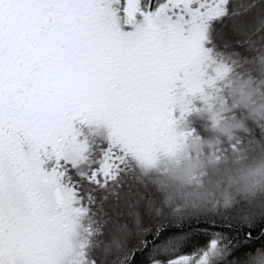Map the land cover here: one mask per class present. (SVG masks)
Returning a JSON list of instances; mask_svg holds the SVG:
<instances>
[{
  "label": "snow or ice",
  "instance_id": "obj_1",
  "mask_svg": "<svg viewBox=\"0 0 264 264\" xmlns=\"http://www.w3.org/2000/svg\"><path fill=\"white\" fill-rule=\"evenodd\" d=\"M262 46L264 0H0V264H104L124 177L212 107L226 50L264 63ZM180 226L117 244L111 264H237L256 249L234 251L212 221L203 247L172 255L186 234L155 241Z\"/></svg>",
  "mask_w": 264,
  "mask_h": 264
},
{
  "label": "rangeland",
  "instance_id": "obj_2",
  "mask_svg": "<svg viewBox=\"0 0 264 264\" xmlns=\"http://www.w3.org/2000/svg\"><path fill=\"white\" fill-rule=\"evenodd\" d=\"M227 55L225 52V58ZM238 77L230 81L225 77L217 85V98L211 102L213 111L198 105L199 111L194 110L178 126L184 134L178 147L160 152L151 166L137 165L124 177L119 199L110 198L105 206L111 213L106 217L109 221L106 231L110 233L107 242L115 238V243L110 250L101 247L94 251L102 262L105 260L104 264L110 255L116 254L117 244L123 247L140 234L137 228L146 217L166 216L178 221L196 215L205 203L220 204L228 196L251 195L260 187L264 179L261 177L264 158L260 154L264 150V145L260 147L264 136L259 134L264 135V125L253 119H264V107L247 105L248 98L257 91L244 92L233 87L238 86ZM234 106L245 109L240 121L237 112L230 116L235 119L226 115L227 108ZM248 121L254 123V129L245 127L244 122ZM189 122L202 125L198 129L189 128ZM129 205L139 210L138 218L128 214ZM258 259L253 264H264V258Z\"/></svg>",
  "mask_w": 264,
  "mask_h": 264
},
{
  "label": "trees",
  "instance_id": "obj_3",
  "mask_svg": "<svg viewBox=\"0 0 264 264\" xmlns=\"http://www.w3.org/2000/svg\"><path fill=\"white\" fill-rule=\"evenodd\" d=\"M231 38L236 39L235 37ZM231 51V49L226 50L228 58H225V61L227 60L229 67L232 68V71L226 75V80L230 81V78L235 79V77L239 76L240 78L238 77L239 79H237L238 86L235 85L233 87L241 88L244 92L253 90L257 91L250 96L251 98H248L247 105L253 104L255 107L261 104L264 107V63H261V57L257 53H249L246 54L247 56L239 57V62L233 66L231 61L236 58L230 56ZM230 105H232V101ZM208 109L213 111L214 107L212 106ZM234 112L238 113L239 118L237 117V120L240 121V114L242 112L244 113L245 109L236 106L233 108L228 107L226 112L227 117L235 119L236 117H230ZM253 120L262 126L264 125L263 118L262 120ZM244 124L248 129H254V123L252 121L244 122ZM201 125V123L195 122L193 127L194 129H198ZM259 135V137L264 136L262 134ZM260 145V147H262L264 143ZM256 151L258 150H254V152ZM260 154L264 158V150H261ZM261 177L264 178L263 170ZM256 189L259 190H255V194L247 196H228L226 202H224L223 199L225 206L222 205V202L220 204L215 202L205 203V206L201 208L196 215L185 219H178V221H176L175 218H166V216L159 219L152 216H149V218L146 217L147 219L145 218L141 222L143 223L140 225L141 227L137 228L140 234L134 235L130 242L134 243L136 240L140 239L146 229H151L146 237L147 239H151L158 223H180L181 226L179 228H165L164 232L161 233L160 238L155 242L159 243L160 240H164L168 235L186 234L188 236L186 242L180 244L174 241L169 246V251L172 255L177 256L191 254L207 243L208 235L206 233L213 230L212 221H215V230L225 232L228 235L229 240L236 245L234 251L238 252L240 249L256 248L250 254H245L237 261V264H253L255 259L264 258V179L260 183V187ZM228 225H230V227ZM249 233H251V239H248ZM95 254L98 256L96 252ZM115 256L116 254L112 256L110 255V259L108 258V260H106V262L108 261L107 264H111V261L115 259ZM234 258L236 257H228L229 260Z\"/></svg>",
  "mask_w": 264,
  "mask_h": 264
},
{
  "label": "flooded vegetation",
  "instance_id": "obj_4",
  "mask_svg": "<svg viewBox=\"0 0 264 264\" xmlns=\"http://www.w3.org/2000/svg\"><path fill=\"white\" fill-rule=\"evenodd\" d=\"M181 124H183V123H181ZM188 124H189V128H190V127L192 128V127H193V124H194V122H189ZM182 127H183V126H182ZM183 128H185V127H183Z\"/></svg>",
  "mask_w": 264,
  "mask_h": 264
},
{
  "label": "bare ground",
  "instance_id": "obj_5",
  "mask_svg": "<svg viewBox=\"0 0 264 264\" xmlns=\"http://www.w3.org/2000/svg\"><path fill=\"white\" fill-rule=\"evenodd\" d=\"M255 190H259V189H256V188H255ZM255 190L252 192V194H255Z\"/></svg>",
  "mask_w": 264,
  "mask_h": 264
}]
</instances>
